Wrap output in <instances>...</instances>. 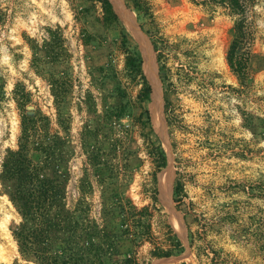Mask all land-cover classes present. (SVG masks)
<instances>
[{
  "label": "rangeland",
  "instance_id": "1",
  "mask_svg": "<svg viewBox=\"0 0 264 264\" xmlns=\"http://www.w3.org/2000/svg\"><path fill=\"white\" fill-rule=\"evenodd\" d=\"M124 1L158 45L156 87L168 142L154 125L147 73L143 68L151 87L144 100V80L126 67L122 26L129 47L140 48L121 19L103 24L101 4L90 0H0V171L7 150L18 148L19 88L30 96L26 112L49 116L50 132L65 138L69 208L82 201L101 221L107 187L139 208L150 205L143 242L122 247L139 264L158 258L152 251L173 248V234L182 243L174 254L185 256L170 264H264V0L247 2L250 62L244 83L227 61L237 19L228 7L212 0H144L148 14L139 16L134 0ZM49 27L62 29L69 51L56 68L70 88L60 105L48 72L32 63L31 44L42 48ZM250 113L257 118L255 128L247 124ZM63 125L70 126L68 134ZM86 126L93 129L90 141L103 165L113 172L110 183L100 181L87 158L81 138ZM163 172L170 174L169 201L178 213L161 197ZM177 182L181 201L173 195ZM173 217L181 218V228ZM20 220L0 181V264H35L20 255L12 235Z\"/></svg>",
  "mask_w": 264,
  "mask_h": 264
},
{
  "label": "trees",
  "instance_id": "2",
  "mask_svg": "<svg viewBox=\"0 0 264 264\" xmlns=\"http://www.w3.org/2000/svg\"><path fill=\"white\" fill-rule=\"evenodd\" d=\"M90 1L101 4L103 24L120 23L110 0ZM212 1L225 5L237 17L227 61L238 80L244 83L249 77L250 62L249 31L245 17L248 0ZM133 2L139 16L148 14L146 1ZM47 31L49 39L42 48L31 44L32 63L37 71L48 72L52 94L57 105H60L70 88L67 75L59 73L56 68L64 64L69 51L60 27H49ZM122 35V44L126 50V67L142 77L145 86L141 95L144 100H148L151 87L143 71L141 52L137 47H129V33L125 26H122ZM154 48L158 51L155 42ZM40 52H43V56ZM161 57L159 52V74L165 83L168 76L167 67L162 63ZM47 65L52 66V69L44 71ZM17 93L21 110L18 148L7 150L0 171V181L21 216L20 222L11 228L20 255L35 264H139L135 255L123 251L122 247L126 241H131L134 245L143 242L146 228L150 226L147 216L153 214L150 205L139 208L130 198H125L113 190L108 191L107 187L103 192L101 221L91 215L90 206L82 201L74 208H69L66 201L68 176L65 138L50 132L49 116L26 112L29 93L20 91L19 88ZM118 116L121 118L123 113ZM256 119V116L250 113L247 118L248 126L255 128ZM59 120H62L61 115ZM148 124L151 126L150 120ZM63 128L68 134L70 126L63 125ZM92 133L93 129L90 127L86 126L83 130V148L100 181L104 184L110 183V178L114 177L113 172L103 165L99 149L91 144ZM33 152L39 157L35 158ZM158 152L165 163L166 153L161 144L158 145ZM181 189V184L177 182L173 191L176 201H181ZM171 242L173 248L157 249L152 251L153 255L162 257L181 252L182 243L176 234L171 236Z\"/></svg>",
  "mask_w": 264,
  "mask_h": 264
},
{
  "label": "water",
  "instance_id": "3",
  "mask_svg": "<svg viewBox=\"0 0 264 264\" xmlns=\"http://www.w3.org/2000/svg\"><path fill=\"white\" fill-rule=\"evenodd\" d=\"M111 3L113 4V7L115 11L117 12L119 18L121 21L130 29L132 33H134L135 37H138L143 43H147V47L150 50V55H151V70L147 75L149 82L152 87V100L154 101V105L157 106L159 104L160 112H161V120H162V125H163V136L168 142V133H167V127H166V120L164 118V112H163V106L161 102H158V91L156 87V79H157V72H156V57L154 55V46L145 33L144 29L141 27L140 24H138L137 20L135 17H133L131 10L127 6L124 0H110ZM137 39V38H136ZM138 41V40H137ZM146 41V42H145ZM165 203L169 207V209L172 212H177L178 211L172 206L169 200H165ZM185 254H172L169 256H162L154 259L151 264H170L173 262H178L184 259Z\"/></svg>",
  "mask_w": 264,
  "mask_h": 264
},
{
  "label": "bare ground",
  "instance_id": "4",
  "mask_svg": "<svg viewBox=\"0 0 264 264\" xmlns=\"http://www.w3.org/2000/svg\"><path fill=\"white\" fill-rule=\"evenodd\" d=\"M132 15L134 17V13H132ZM136 38L138 40L140 52H141V55H142V58H143V68H144V71L148 74L150 72V70H151L150 50H149V48L146 45L147 43L145 44L138 37H136ZM158 102H161L160 93L159 92H158ZM158 105L159 104H157V106H152V112H153V115H154V122H155L154 125L156 127V130L159 131V133L161 135H163V125H162L163 123H162V120H161V112H160V108H159ZM171 180H172V177H171ZM170 182H171L170 181V174L168 172L161 173V175H160V184H161V189H162L161 197L164 200H166V199L169 200V197H170V186H171ZM173 215L175 216V214H173ZM177 217H179V216H177ZM179 219H181V218H179ZM179 219L174 218V223L178 227H180ZM181 222H182V220H181ZM179 233H181V232H179Z\"/></svg>",
  "mask_w": 264,
  "mask_h": 264
}]
</instances>
